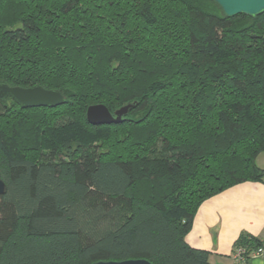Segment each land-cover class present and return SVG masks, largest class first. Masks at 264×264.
Here are the masks:
<instances>
[{"label": "trees", "instance_id": "1", "mask_svg": "<svg viewBox=\"0 0 264 264\" xmlns=\"http://www.w3.org/2000/svg\"><path fill=\"white\" fill-rule=\"evenodd\" d=\"M0 264H211L186 243L208 199L264 182V13L213 0H0ZM11 102V103H10ZM119 124L92 126L90 106ZM264 241L242 235L251 253Z\"/></svg>", "mask_w": 264, "mask_h": 264}, {"label": "crops", "instance_id": "2", "mask_svg": "<svg viewBox=\"0 0 264 264\" xmlns=\"http://www.w3.org/2000/svg\"><path fill=\"white\" fill-rule=\"evenodd\" d=\"M264 170V152L256 160ZM264 241V182H245L206 200L198 209L186 243L210 253L211 264H264V256L236 262L233 250L242 235Z\"/></svg>", "mask_w": 264, "mask_h": 264}, {"label": "water", "instance_id": "3", "mask_svg": "<svg viewBox=\"0 0 264 264\" xmlns=\"http://www.w3.org/2000/svg\"><path fill=\"white\" fill-rule=\"evenodd\" d=\"M228 18L239 15L248 17H258L264 13V0H213ZM12 100L21 109L48 108L55 109L66 103L64 96L58 91L46 90L36 86L29 89L20 87H10L6 84H0V102L7 103ZM137 103H129L111 112L103 104L90 106L87 110V122L92 126H107L119 124L130 112L136 108ZM7 192L6 183L0 174V197ZM94 264H153L146 259H134L119 262H96Z\"/></svg>", "mask_w": 264, "mask_h": 264}, {"label": "built area", "instance_id": "4", "mask_svg": "<svg viewBox=\"0 0 264 264\" xmlns=\"http://www.w3.org/2000/svg\"><path fill=\"white\" fill-rule=\"evenodd\" d=\"M252 256H264V246L252 252L251 257ZM233 257L236 260V262H245L247 260L246 250L243 248L236 249V251L233 254Z\"/></svg>", "mask_w": 264, "mask_h": 264}, {"label": "flooded vegetation", "instance_id": "5", "mask_svg": "<svg viewBox=\"0 0 264 264\" xmlns=\"http://www.w3.org/2000/svg\"><path fill=\"white\" fill-rule=\"evenodd\" d=\"M14 102V101H13Z\"/></svg>", "mask_w": 264, "mask_h": 264}, {"label": "rangeland", "instance_id": "6", "mask_svg": "<svg viewBox=\"0 0 264 264\" xmlns=\"http://www.w3.org/2000/svg\"><path fill=\"white\" fill-rule=\"evenodd\" d=\"M11 103V102H10Z\"/></svg>", "mask_w": 264, "mask_h": 264}]
</instances>
